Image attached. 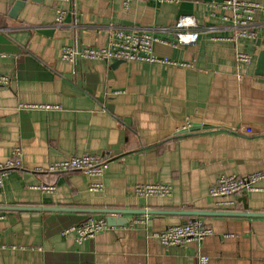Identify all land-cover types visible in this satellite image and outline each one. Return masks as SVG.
<instances>
[{"label": "crops", "instance_id": "1", "mask_svg": "<svg viewBox=\"0 0 264 264\" xmlns=\"http://www.w3.org/2000/svg\"><path fill=\"white\" fill-rule=\"evenodd\" d=\"M227 1L71 0L62 4L67 15L57 24L56 0H0V75L10 78L0 85V163L16 147L23 161L0 189V264H198L199 254L209 264H264V217L197 218L214 235L164 246L154 234L192 218L143 214L264 213V180L227 199L234 201L230 207L209 195L221 175L264 173V74L257 72L264 0H243L260 6L253 25L258 37L236 41L224 19ZM182 15L196 18L198 42L153 49L175 65L60 59L64 46H106L116 29L172 43ZM238 52L249 53L251 65H237ZM187 123L212 129L178 135ZM245 126L252 134L239 132ZM85 153L110 158L102 177L44 171ZM94 183L103 189L91 191ZM45 184L55 192L31 188ZM149 184L169 185L172 194L139 197L136 186ZM52 207L130 212L79 243L66 231L107 216L43 210Z\"/></svg>", "mask_w": 264, "mask_h": 264}, {"label": "built area", "instance_id": "2", "mask_svg": "<svg viewBox=\"0 0 264 264\" xmlns=\"http://www.w3.org/2000/svg\"><path fill=\"white\" fill-rule=\"evenodd\" d=\"M58 3L56 22L62 24L67 15V11L62 8V4L71 0H56ZM132 0H124V5L128 6ZM166 3H180L184 0H156ZM223 8L229 11L225 16V21L231 24L235 30L232 40L240 38L256 40L258 33L253 28L254 15L260 8L258 3L247 2L243 0H228L223 4ZM176 40L168 43L159 36L150 32L134 33L123 29L114 30L106 46L104 47H75L64 46L60 51V59L64 62L77 63L83 60H101V61H125V62H144L149 64H172L174 61L168 58L158 57L154 54L155 44H171L173 47L194 45L199 40L198 23L196 18L191 15H182L177 20L173 28ZM222 40H231L223 38ZM237 65H251L253 57L249 53L238 52L235 56ZM10 83L8 76L0 75V85L6 86ZM37 108V106H29ZM44 108V106H39ZM47 109L51 107H45ZM191 123H187L177 131L178 135L186 134ZM242 134L250 135L253 130L245 126L240 131ZM110 158L105 155L85 153L81 156H73L66 160L50 164L44 171L49 174H63L71 171H78L89 177H102L109 164ZM23 168L22 151L19 147L14 148L11 157L0 163V189L4 187V178L12 171ZM264 180V173L255 172L246 177L235 175H221L217 182L211 186L209 195L213 199L222 200L220 206L230 207L234 205L232 197L243 193L257 190V185ZM32 189L41 190L43 193H54L55 185L45 184ZM91 191H100L103 189L101 183H94L89 186ZM136 194L141 198L150 197H168L172 194V187L164 184L137 185ZM4 216L0 215V220ZM111 228L105 219H90L84 224L72 227L76 235V241L81 243L95 238L98 234ZM214 235L212 228L206 226L201 220H194L180 225L167 228L164 231L154 234L164 246H179L190 242L200 243L205 238ZM209 258L204 254L198 255V264H209Z\"/></svg>", "mask_w": 264, "mask_h": 264}, {"label": "water", "instance_id": "3", "mask_svg": "<svg viewBox=\"0 0 264 264\" xmlns=\"http://www.w3.org/2000/svg\"><path fill=\"white\" fill-rule=\"evenodd\" d=\"M37 1V0H33ZM20 5V4H19ZM119 63L125 62V61H118ZM257 72L259 74H264V51H261L258 56L257 61ZM211 127L208 126H201V125H191L188 132L185 133H195L200 132L201 130H210ZM21 209H33V210H41L40 208H30V207H21ZM48 210L52 212H78V211H85L87 213L92 214H104L107 217V221L110 226H114L116 224L117 216L128 214L130 211H123V210H113V209H72V208H61V207H52L49 209H43ZM143 214H153V215H179V216H187L191 217L192 220H196L197 218H203V217H213V216H225V217H264V213H236V212H203V211H190V210H182V211H143ZM127 223V221H126Z\"/></svg>", "mask_w": 264, "mask_h": 264}]
</instances>
